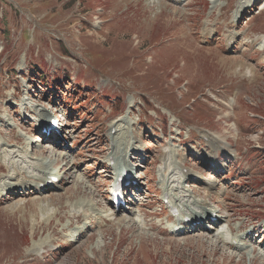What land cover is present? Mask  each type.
I'll return each instance as SVG.
<instances>
[{
  "label": "rangeland",
  "instance_id": "374dc122",
  "mask_svg": "<svg viewBox=\"0 0 264 264\" xmlns=\"http://www.w3.org/2000/svg\"><path fill=\"white\" fill-rule=\"evenodd\" d=\"M263 6L264 0H0V133L20 136L10 150L27 143L30 154L52 162L62 153L51 167L66 177L43 195L0 198V264H264ZM230 34L237 42L228 46L223 35ZM233 61L238 65L229 68ZM208 92L218 115L204 104ZM43 113L55 130H45ZM117 122L127 142H138L127 161L139 181L115 211L107 157ZM202 129L239 156L222 150L213 161L216 147ZM189 131L196 137L189 139ZM172 160L180 163L176 174L190 173L182 181L188 194L178 197L206 201L227 224L168 234L160 181ZM0 171V179L11 173ZM82 200L114 220L93 214L82 231L86 222L73 219L88 213ZM249 234L246 248H229L234 236ZM49 237L53 245L42 248ZM253 250L255 261L247 256Z\"/></svg>",
  "mask_w": 264,
  "mask_h": 264
},
{
  "label": "bare ground",
  "instance_id": "6f19581e",
  "mask_svg": "<svg viewBox=\"0 0 264 264\" xmlns=\"http://www.w3.org/2000/svg\"><path fill=\"white\" fill-rule=\"evenodd\" d=\"M175 1H178V0H175ZM214 2L215 1H213V3ZM159 4H161V3H159ZM243 5L244 4L241 3L240 9H242ZM245 5H246V2H245ZM254 6L255 5L248 6L249 8L246 7L245 9L248 10ZM158 9H160V8H158ZM261 11L264 12V6L261 8ZM235 18H236L235 23H238V21H239L238 18L237 17H235ZM223 37H224L225 43H227L228 46H231L234 42H237V35H235V34H230L228 36L223 35ZM224 40H223V42H224ZM263 47H264V45H263ZM261 52H264V50H262ZM237 63H238L237 61L231 62L229 64V68L236 67L238 65ZM225 68H226V66H225ZM229 71H231V70H229ZM212 102L215 103L216 100L212 98ZM236 106L233 107V109H232L234 116H235V111L237 110ZM40 117L43 118V120H42L43 125H45V126L49 125V121L52 118V116H50V114L43 113ZM123 122H125V120H123ZM131 125H133V124H130V126L127 125L128 126L127 133H129V136H128L129 138H130ZM115 127H116L115 129L113 127L110 128V133H112L113 131L115 132V136H112V142L115 145V147H114L113 151L111 152V154L108 155L109 157H107L108 168L112 170V174L114 175V179L112 180V183L109 184L110 192L112 190L113 193L120 191V189H121L120 187H123L125 182L130 181L128 179V173L129 172H132L134 175H136V173H134L132 171V169H130V165H129V162L127 161V157L130 153H134V152H136L135 150H138V145H137L138 142L131 143V138L129 139L130 141L127 142L126 141L127 138L124 135L126 133H123L122 136H121V134H119L121 125H119L118 122H117ZM201 133H203V137L207 139L209 146H211L212 148H214V146L216 147L215 150H217V151H215L216 152L215 154L217 156H214V155L210 156V158H213V161L217 160V158L219 157V155H220L219 149L220 148L221 149L225 148V150H229L232 148L230 145V142L221 138L218 134H215L211 131H208V132H202L201 131ZM13 134H14V131L11 130L10 135L6 139V137L0 133V135H1L0 137L4 138V139L0 138V148H1L0 149V169L2 166H6L9 169V171L11 172L9 175L5 174L7 176L0 179V198L1 199H11V196H19V195L23 196V194L27 193V192H31L32 194L41 193V195H43L44 192H51L54 190V188H60L61 185H57V183H54L53 180L54 179H60V181H58V182H61V181L63 182L66 177L64 176V174L62 175L60 172H57L56 170H54L51 166H53V164L59 163V158H57V157H59V156L62 157L63 156L62 153L60 155L53 154L52 156L56 157V158L52 162V161H48L47 158H44V159L38 158V157H35L34 155L30 154L31 151L33 152V147H32V145H29L27 143H24L25 146L21 150H15V149L10 150L9 148L11 146H13L11 143H14V144L21 143V141H15V140L19 139L20 136H16L15 134L14 135ZM119 136H121V138H118ZM192 137H193V135L191 134V136H189V139H191ZM39 141H40V139H37L35 141V143H38ZM2 148H4V150ZM172 150H173V148H172ZM16 158H23L22 165L18 164V162L16 161ZM63 158H64V156H63ZM173 158H175V157H173ZM29 159L31 161H29ZM32 159H36L37 161H35V160L33 161ZM172 162H173L171 165L172 168L173 167L178 168L180 166L179 162L174 161V160H172ZM111 164H114V166H111ZM177 168H173L172 171L170 170L171 172L168 171L169 173H167V175H164L163 177H161V181H160V183H161L160 192H162V194H160V197L162 198V200L164 202L167 203L166 204L167 210L171 213V216H172V213H178L179 214L174 219L171 217L167 218L168 222L171 221L173 223L172 225H169V227H168V234H170V235L171 234H177V232H179L180 230H183V229L187 230V227H189V226H191L192 230H194L195 232L196 231L198 232V231H200V228H202L204 226L206 227V224L208 225L207 226L208 229L219 228V226L222 225V222H225L227 224V221L223 218V216L219 215L220 209L218 208L217 204H215V205H216V208L219 209V212L216 213L215 211H212L209 209V207H212V206L208 205L207 202L204 200L203 201L196 200L195 198H193L192 195H189V199L186 201H184L180 197H178L179 193L188 194V191H185L184 187H182V185H183L182 181L185 180V182H188L187 177L190 175V173H187L186 175L176 174ZM181 169L183 170L182 167H181ZM69 170L70 169H67L66 170L67 172L64 170L65 174L68 173ZM166 170L167 169H165V171ZM0 173L4 174L1 171H0ZM35 173H37V175ZM174 174L179 175V176L176 177V176H174ZM122 180H123V182H121ZM216 183H217V181H216ZM132 187L138 188V184L132 185L131 188ZM116 189H117V191H116ZM77 191L78 192L80 191L79 186H77ZM126 191L127 190H125V192H124L125 195L128 193ZM130 193L131 192L129 191V194H128L129 196H130ZM205 195L207 197L211 196L209 194V191H207ZM147 197H148V194H147ZM107 198H109V197H107ZM114 198H115V196L111 192V197L109 198L111 200V204H113L112 200ZM187 198H188V196H187ZM68 201H71V200L68 199ZM79 204H80V206H84V208L87 207V212H88V213H82L80 215L77 214L73 217V219L77 220L76 222L78 224L81 223L82 220H83V222H86L85 227L80 228L82 231L87 229V227H91L92 222H93L91 220V216L93 214H95V216H97L99 219H110L108 221L114 220L112 218V214H108L105 216V214H103V213H105L106 211H97V209H96L97 204H92L91 201L82 200L79 202ZM37 207H40V206L37 205ZM120 209H121V207H120ZM115 211H117V210H115ZM113 214H118V213L113 212ZM85 215H87V217L83 218ZM214 216H216L215 220L212 219V217H214ZM79 218L81 219L80 221L78 220ZM128 220L130 221L131 219H128ZM132 220L135 224L136 223L140 224V222H142V221H137L135 219H132ZM198 224H199V227H198ZM263 226H264V224H263ZM252 227H253L252 228L253 232L259 231V228L257 229V224L252 225ZM150 228L153 230L157 229L160 233L162 232V229H160L159 226H157V225L150 224ZM177 228H179V229H177ZM76 230H79V228H77ZM243 231L244 230H241L240 232H243ZM240 236L239 235L234 236L231 239L230 244L227 243L228 239L226 237L224 239V244L225 245L228 244L229 248H232V249H238V250L244 249L246 247H243V246L248 244L247 242H249L251 240V236L249 234L247 237L243 238L245 240H240L239 239V238H241ZM76 237L77 236L74 235V238H76ZM53 243H54L53 238L49 237L46 241L41 243V247L43 246L42 248H44L45 246L53 245ZM217 244H220V241L217 240ZM35 246H33V247H35ZM253 255H254V250L250 251L247 254V256H249L250 259L255 261L256 257H254ZM261 256H264V255H261ZM228 257H229V260L231 262L232 256L225 255L224 259L227 260ZM241 259H244V257H241Z\"/></svg>",
  "mask_w": 264,
  "mask_h": 264
}]
</instances>
